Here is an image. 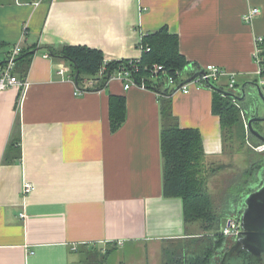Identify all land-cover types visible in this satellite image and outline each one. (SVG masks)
Instances as JSON below:
<instances>
[{"label":"crops","instance_id":"obj_1","mask_svg":"<svg viewBox=\"0 0 264 264\" xmlns=\"http://www.w3.org/2000/svg\"><path fill=\"white\" fill-rule=\"evenodd\" d=\"M251 7L260 12L248 22ZM161 27L178 37L186 61L217 65L237 84L257 80L253 48L264 37V0H0L6 53L16 43L33 47L28 86L0 91V264H74L93 246L109 257L196 235L182 200L163 194L161 101L170 100L179 127L200 131L207 160L221 157L224 146L213 90L189 83L186 92L170 86L164 95L109 78L81 91L67 62L45 57L50 47L86 45L106 60L137 58L142 35ZM61 62L65 78L56 72ZM110 96L125 99L114 131ZM14 134L19 150L6 152ZM24 180L34 189L23 196Z\"/></svg>","mask_w":264,"mask_h":264},{"label":"trees","instance_id":"obj_2","mask_svg":"<svg viewBox=\"0 0 264 264\" xmlns=\"http://www.w3.org/2000/svg\"><path fill=\"white\" fill-rule=\"evenodd\" d=\"M178 43V37L170 33L167 27H161L144 34L140 44L143 48L148 47L149 50L141 52L139 61H133L134 69L130 66L129 59L105 61L102 51L86 45H64L59 49L50 47L48 48V55L67 62L73 80L78 71L77 81L74 82L81 91L102 88L115 69L125 66L132 70L133 77L137 82L143 79L147 88L167 95L168 88L164 85L163 75H174L176 71L185 66L196 65L186 61L179 51ZM262 45L264 47V41ZM3 46L4 44L0 42V48ZM32 55L33 47H27L23 48L16 57L14 73L19 72L20 79L25 78L24 75H26ZM5 61L6 58L0 61V66L4 65ZM155 63L160 64L166 72L163 74L160 71V76L157 79H153L150 72ZM102 66H104V71L99 75ZM89 81L92 83L89 84ZM212 111L219 117L223 142L227 138L225 132H228L231 141L234 132L239 139L244 140V122L240 118L238 106L230 98L213 91ZM172 112L170 100L162 99L160 149L162 153L163 194L165 197H179L182 200L185 223L201 221L203 232L184 239H176L172 249L167 251L165 264H210L215 252L222 248L226 241L225 236L220 232L222 217L229 216V212L236 210L237 201L233 208H227L226 205L220 209L216 208L213 198L207 193L205 174L207 166L201 133L196 128L179 127ZM124 118V97L110 96L109 128L112 131L116 130ZM253 137L260 142L257 137ZM19 143V136L12 135L6 152L17 150ZM221 166L218 165V167ZM262 166V160L254 162L252 167L247 169L245 175L248 176L256 169L260 170ZM214 171L212 170V173ZM79 253L98 257L100 264L106 261L107 252H103L101 248L96 246L82 249Z\"/></svg>","mask_w":264,"mask_h":264},{"label":"rangeland","instance_id":"obj_3","mask_svg":"<svg viewBox=\"0 0 264 264\" xmlns=\"http://www.w3.org/2000/svg\"><path fill=\"white\" fill-rule=\"evenodd\" d=\"M9 49L8 46H3L0 48V61L4 60L5 54ZM186 74V73H185ZM257 81L259 80V75L256 74ZM237 79V76H236ZM241 83L244 80L240 79ZM221 82L217 81L219 85ZM223 88L225 87L224 85ZM264 91V84L261 85ZM242 109L245 110L244 114L240 113V118L244 125V140L238 138L235 132L232 136V141L229 139L228 132H225L227 137L223 146V155L221 157L208 158L206 160V186L207 193L213 198L214 205L216 208L220 209L225 206L228 208H233L235 202H239L240 198L255 188L262 181L263 172L261 169H256L253 173L248 176L245 175L248 168L252 167L254 162L262 160L264 165V151H258L255 149L256 146L260 144L256 138H254L246 129L247 115L246 107L243 103H239ZM259 130L264 133V121L257 124ZM257 142V143H256ZM241 144V145H240ZM218 165H222L218 167ZM212 170H215L212 173ZM229 214H235L234 211L229 212ZM228 214V215H229ZM227 216V215H226ZM223 216L220 222V228L226 224L227 217ZM189 231L194 234L202 233L201 221L188 222L187 223ZM226 242L231 241L233 238L224 237ZM176 240L172 241H162L157 247L151 248L147 246L144 250L142 245L138 248L127 246L123 250L116 249L113 251L109 257L106 256V261L103 264H165L167 251L170 249ZM172 249V248H171ZM133 254L132 256H130ZM130 256V257H128ZM97 258V259H96ZM93 257L87 253H79L77 255V260L74 264H100L98 257Z\"/></svg>","mask_w":264,"mask_h":264},{"label":"built area","instance_id":"obj_4","mask_svg":"<svg viewBox=\"0 0 264 264\" xmlns=\"http://www.w3.org/2000/svg\"><path fill=\"white\" fill-rule=\"evenodd\" d=\"M260 12L259 8L257 7H251L247 13L244 15V19L248 22H250L255 15H258ZM143 36V35H142ZM142 38V37H141ZM254 48H253V62L255 64V73L258 74L259 77V84H264V47L262 45L264 41V37L257 36L254 38ZM141 41V40H140ZM139 47L141 49V52L144 50H149L148 47L143 48L141 44L139 43ZM12 50L7 53L6 55V61L5 64L1 66L0 68V91L4 90L8 87H18L21 89H25L28 86V82L26 79H19L14 74V68H15V60L16 57L20 54L21 50L23 49L20 43H16ZM45 57H48V54H45ZM140 56L137 58L129 59V64L133 69L135 68V64L133 61H139ZM105 61H108L104 59ZM68 66L61 62L57 66L56 72L60 74L61 78H65L68 73ZM104 71V66L101 67L99 71V75L102 74ZM162 71L163 74H166V72L163 70V67L160 64H153L150 72L153 79H157ZM196 71H201L198 76H196L194 79H192L189 82H186L185 84H181L180 87L177 90H182L184 92L188 91L189 83H195L197 85L202 86H208L206 82L211 81L217 84V81H220L221 79H226L225 87L227 91H230L234 94L239 93V86L237 84L236 75L234 73H231L217 65L214 64H206L204 66H198V65H189L185 66L183 69L178 70L175 72L174 75H163L164 85L166 87L170 86H176L181 81H183L184 77H189ZM186 73V74H185ZM72 77V76H71ZM109 78H117L123 83V88L128 89L131 86H139L141 88H147V84L142 79L140 82H137L136 79L133 77V73L131 69L126 68L125 66L119 67V69H115L114 73H112ZM108 78V79H109ZM73 79V77H72ZM92 81H89V84H91ZM153 85V84H151ZM231 101L236 104L239 108L240 113L244 114L245 110L242 109L241 105H239L238 101L235 99L230 98ZM247 129V128H246ZM258 151H264V144L260 143L258 146L255 147ZM34 185L33 183L24 180L22 184V194L23 196L33 191ZM24 212L19 213L20 218L25 217ZM240 231V220L239 216L236 214H230L227 216L226 224L220 229V232L222 235H224L226 238H235L236 235H238ZM122 241H118V244H121Z\"/></svg>","mask_w":264,"mask_h":264},{"label":"water","instance_id":"obj_5","mask_svg":"<svg viewBox=\"0 0 264 264\" xmlns=\"http://www.w3.org/2000/svg\"><path fill=\"white\" fill-rule=\"evenodd\" d=\"M201 71H196L188 78L184 79L175 86L176 91L181 84L194 79ZM109 76V75H108ZM78 71L75 73L74 81H77ZM207 85L219 94L247 103L246 109L247 131L257 137L264 144V133L255 127V122L264 121V91L257 80L244 81L239 86V93L234 94L222 88L214 82L208 81ZM260 104V105H259ZM264 173V165L261 168ZM240 231L236 235V244H241L250 258L258 257L263 260L264 264V174L262 176L261 185L248 192L241 200L239 211ZM250 264V263H248Z\"/></svg>","mask_w":264,"mask_h":264},{"label":"flooded vegetation","instance_id":"obj_6","mask_svg":"<svg viewBox=\"0 0 264 264\" xmlns=\"http://www.w3.org/2000/svg\"><path fill=\"white\" fill-rule=\"evenodd\" d=\"M260 105V104H259ZM258 123L260 122H255V127H258ZM261 185V182L256 185L255 188H252L250 191L258 188ZM248 191V192H250ZM246 192V194L248 193ZM245 194V195H246ZM243 195L239 202L237 203L236 210H235V215L237 214L240 216L239 208H240V203L242 198L245 196ZM236 237L233 238L231 241H225L222 248L218 249L214 256L212 257V261L210 264H263V260L259 259L258 257H253L250 258L249 254L242 249L241 244H236L235 241Z\"/></svg>","mask_w":264,"mask_h":264}]
</instances>
